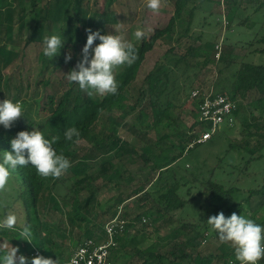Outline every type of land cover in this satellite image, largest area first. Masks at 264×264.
Wrapping results in <instances>:
<instances>
[{
    "label": "trees",
    "instance_id": "16d2710c",
    "mask_svg": "<svg viewBox=\"0 0 264 264\" xmlns=\"http://www.w3.org/2000/svg\"><path fill=\"white\" fill-rule=\"evenodd\" d=\"M39 1L28 0L32 13V30L24 43H43L44 33L51 25L59 23V35L65 43L53 71L65 63L66 53H71L72 56V59L65 63L67 73L75 67L81 59V55H77V47L84 46L87 40L86 29L99 30L103 35L106 34L108 25L117 23L113 10L95 22L97 11L89 7V0H41L43 3L40 4ZM96 1L94 0V3ZM115 1L103 2L105 7H109ZM236 1H227L222 14L228 32L233 29L234 22L243 26L250 18L238 17L239 5ZM13 2L0 0V86L4 84L3 70L22 52V49H18L22 40L14 32L13 20L18 14L17 25L22 27L23 8L19 0ZM205 2L218 3L217 0H174L173 13L168 23L162 28H155L152 33L145 35L144 39L133 43L138 54L136 62L130 67L121 66L114 70L119 84L116 95L97 94L88 97L79 89L78 84L70 83L66 76L62 80L54 77L52 82L50 78L42 81L53 89H62L59 95H55V92L46 95L45 107L48 115L36 126V130L41 131L46 139H51L52 136L60 137L54 148L57 154H63L70 160L71 167L66 172L67 177L62 175L58 179H45L39 177L31 165L18 166L11 170L5 191L0 192V220L9 211L18 217L16 229H0V239L12 247H18L17 255L29 258V264L31 258L37 255L36 251L54 260L59 257L61 264H67L71 253L84 240L103 241L106 238L104 221L112 218L118 207L133 196L142 200L153 196L152 208L161 218L160 223L170 227L175 224V227L172 226L169 233L153 244L145 248L132 246L127 253V242L133 239H127L126 231L131 225L128 221L123 231L116 235V245L110 248L108 260L111 264H199L236 260L234 249L227 244L221 243L218 253H202L199 247L202 240L207 238L209 226L206 221L195 219L187 209L192 202L203 200L210 207L212 215L222 211L228 217L236 212L237 215L254 219L250 210L244 208V204L255 194L264 196V177L261 186L247 190V195L240 198L242 202L237 199L240 189L236 182L251 160L261 157L264 148V119L258 120L254 117V111H251L253 126L260 140L255 143H251L249 138L242 140L243 149L247 154L244 165L232 180L223 183L213 176L222 157H218L207 176H204L201 170L195 172L191 168L188 169L186 164H181V159L197 146L209 144L210 139L218 141L223 136L228 137L232 126L223 125L206 141L207 143H192L198 136V132L192 129L196 125L206 129L209 123L198 120L196 114L195 121L187 127L177 113L179 106L172 101L171 95L174 92L176 94L178 90L187 89V98L195 103L202 100L204 95L225 94L236 103V115L241 108L238 97H247L254 90L258 96L248 103L264 110V19L257 22L258 26L256 25L254 32L250 33L252 38L246 45L240 46L244 49L240 59H234L229 53L235 44H229L232 46L231 50L221 51L216 58L214 55L218 36L210 38L203 33L192 31L195 13L202 9ZM263 8L264 0H258L254 11L258 12ZM178 22L184 23V30L176 38V45L169 46L154 62L145 74L143 83L136 88L134 100L130 102L127 92L133 87L145 54L153 48L158 39L171 34ZM183 38L186 40H182ZM99 42L95 41L94 46ZM249 54H257L259 61L246 60ZM39 60L41 67L48 64L43 50L39 52ZM208 64H212L214 75L210 87L205 89L206 86L196 84V80L200 70ZM196 87L199 88L200 94L193 99L190 97V91ZM22 103L25 104L23 101ZM116 108L131 117L126 129L145 141V145L140 148L141 152L136 145L118 134V125L111 116ZM16 125L10 129L0 125V162L4 151H11L10 140L15 138L18 132L31 131L34 127V123L25 113ZM70 127L78 128L79 141L84 140L89 145L81 157L76 154L75 143L64 138V131ZM190 144L192 145L189 146ZM234 146L237 145L229 142L223 156ZM134 157H139L143 164L148 166L151 177L127 193L118 194L112 204L105 207L97 204V182L108 183L121 178L128 171L127 160ZM149 187L153 193L149 191ZM83 192H87L85 197H82ZM51 210L65 213V219L50 223L45 214ZM122 215L128 219L125 212ZM142 216L137 214L132 221L141 222ZM255 222L264 226V219ZM25 223L32 226L33 243L17 238V230ZM55 236L60 237V240ZM165 245L170 246V249L161 253L158 248Z\"/></svg>",
    "mask_w": 264,
    "mask_h": 264
},
{
    "label": "rangeland",
    "instance_id": "374dc122",
    "mask_svg": "<svg viewBox=\"0 0 264 264\" xmlns=\"http://www.w3.org/2000/svg\"><path fill=\"white\" fill-rule=\"evenodd\" d=\"M13 2V0H11ZM20 5L23 8L21 14L23 15V25L20 27L17 25V15H15L13 22L14 32L21 38L22 43L18 48L19 51L22 49L20 55L3 70V86H0V102L4 99H10L13 102L19 101L22 104V111L25 113L31 121L34 123V129L37 125H40L45 117L48 115L45 102L47 101V94L55 92L59 95L62 88L56 90L51 86H46L42 83L43 80L50 78L51 82L55 79L62 80L67 74V65L64 63L58 70L53 68L57 64L59 56L48 58V64L45 67H41L39 60V52L43 50V43L30 42L25 44L24 40L29 37L32 30L30 7L28 6V0H19ZM45 1V0H43ZM39 1L38 3H43ZM104 0H89V7L92 10L97 11V17L95 22L99 21L106 13L113 10L116 13L117 23L108 25L106 28V34L113 33L119 34L124 39L133 44L138 40L135 38L134 33L137 29L143 30L145 35H149L155 28H162L167 23L173 13V2L174 0H161L160 8L158 11L153 12L147 7L148 0H116L111 6L105 7ZM258 0H237L236 3L239 5L238 17L249 16L243 26L236 25L233 23V29L227 31L225 28V22L222 18V9L214 2L202 4V9L196 11L193 21L192 31L196 33H203L204 36L210 38L215 35L218 36V44L221 51L229 52L232 48L229 44H235L232 52H229L234 59H240L244 49L243 45L249 41L251 32H254L257 22L264 19V8L258 12L254 11V6ZM17 2V0H16ZM14 3V2H13ZM17 5V3H16ZM17 9V8H16ZM204 9V10H203ZM226 21V20H225ZM60 24H53L44 33V36L59 35ZM184 30V23L178 22L175 30L171 34H167L164 38L158 39L153 48L145 54V58L138 70L136 80L133 87L130 88L127 94L130 96V102H132L136 96V88L143 83L145 74L151 69L154 62L160 58L163 52L171 45H176V38ZM182 40H186L183 38ZM82 45L77 47V55H81ZM68 52V51H67ZM68 53H66L67 55ZM250 55V54H249ZM215 56V55H214ZM216 57V56H215ZM217 58V57H216ZM254 60L258 62L257 54H251L246 60ZM77 62V60H75ZM236 67V66H235ZM214 75V69L212 64H208L205 68H202L198 74L196 84L200 86L210 87V82ZM57 91V92H56ZM258 96L256 91H251L247 97H238L241 108L236 113V121L229 131V135L223 136L218 141L209 140V144H203L197 146L191 150L187 155L181 159V164H186L188 169H192L195 172L201 170L204 176H207L208 171L216 164L218 157H222L219 161V166L214 171L213 176L216 180L226 183L232 180L234 176L239 173V169L243 167L244 161L247 158V154L243 149L244 144L242 140L249 138L251 143H255L260 140V136L255 132L256 128L253 126V114L258 120L264 119V110L255 108L254 104L248 102L255 99ZM172 101L179 106L177 113L182 117L187 127L191 126L196 119V104L187 98V89L177 91L171 95ZM25 102V104L22 103ZM251 111H254L251 114ZM111 116L116 120L118 125V134L130 141V143L136 145V148L141 152V146L145 145V141L139 139L138 136L131 134L127 129L126 125L130 123L131 117L124 115L122 110L115 109ZM18 122V121H17ZM14 123V127L16 123ZM17 126V125H16ZM250 126V127H249ZM17 128V127H16ZM31 129V131L33 130ZM200 125H196L192 131L198 132ZM229 142L235 143L237 146L223 156V152L228 148ZM207 143V142H206ZM153 148V146H150ZM89 145L84 140H80L79 143H75L76 154L81 157L86 153ZM127 172H125L121 178H116L111 182H97L99 190L97 192V204L105 205L112 204L113 199L118 194H125L127 191L132 190L135 186L144 183L146 179L151 177V173L147 165L143 164L139 157H134L126 162ZM68 173H65L63 177H67ZM264 177V148L261 151V157L251 160L247 167L239 175V179L236 182L238 186L239 194L237 199L245 197L248 189H253L261 186ZM61 190V188H60ZM149 191L151 187H149ZM153 193V191H152ZM87 192L82 193V197H85ZM152 198L140 199L138 196L128 198L121 204L122 212L128 215V220L131 223L127 229V247L125 250L127 253L130 252L132 246L145 248L153 244L157 239H160L163 235L169 233L170 226H164L160 223L161 218L155 214L152 208ZM241 200V199H240ZM59 201L62 200L59 198ZM242 202V200H241ZM245 203V202H244ZM244 208L250 210L253 214V220L261 222L264 219V196L262 194L253 195L248 203L244 204ZM65 212V209H63ZM195 219L203 222L206 221L210 214V207L206 205L203 200L192 202L187 209ZM148 217V221L144 224L140 222H133L132 220L136 215ZM47 218L50 223H57L61 219H65V213L51 210L46 212ZM107 219L104 221V223ZM260 224V223H259ZM262 225V223L260 224ZM209 226V225H208ZM207 238L202 240L199 249L204 255L218 253V247L221 242L218 239L217 234L208 227ZM56 237V236H55ZM60 240V237H56ZM1 244L11 245L4 240L0 239ZM164 244V242H162ZM170 249V246H160L158 250L164 253ZM261 264H264V259L260 260Z\"/></svg>",
    "mask_w": 264,
    "mask_h": 264
},
{
    "label": "clouds",
    "instance_id": "9594fccd",
    "mask_svg": "<svg viewBox=\"0 0 264 264\" xmlns=\"http://www.w3.org/2000/svg\"><path fill=\"white\" fill-rule=\"evenodd\" d=\"M161 0H148L147 7L153 12L159 10ZM87 40L82 48L81 59L71 69L66 77L70 83H76L79 89L88 97L94 95H116L119 84L115 78L114 70L121 66H132L138 59L137 50L133 44L127 42L119 34H101L99 30L91 28L85 30ZM137 40L145 38V32L137 29L134 33ZM99 40L98 44L94 42ZM43 55L50 60L60 55L64 46V39L60 35L44 36ZM72 59L71 53L65 56V63ZM23 117L22 104L10 99L0 102V125L10 129L15 122ZM67 141L79 143L80 131L76 127L64 131ZM75 138V140H74ZM59 136L46 139L44 134L33 128L32 131H20L10 140L11 151H4L0 162V192L5 191L9 182L11 170L19 167L33 166L41 178L58 179L71 167V162L63 154H57L54 145ZM18 217L9 211L0 220V229L14 230ZM210 226L222 244L234 249L235 259L240 264H258L264 259V226L253 219L233 212L226 217L221 211L207 219ZM17 238L33 243L34 234L32 226L25 223L17 230ZM18 247H8L0 244V264H29V258L17 255ZM40 253V252H39ZM30 264H61L60 258L51 259L40 253L32 257Z\"/></svg>",
    "mask_w": 264,
    "mask_h": 264
},
{
    "label": "built area",
    "instance_id": "2783aa9c",
    "mask_svg": "<svg viewBox=\"0 0 264 264\" xmlns=\"http://www.w3.org/2000/svg\"><path fill=\"white\" fill-rule=\"evenodd\" d=\"M217 5L224 11L225 3L230 0H217ZM223 13V12H222ZM223 21L225 17L222 16ZM224 23V24H225ZM215 56L218 57L220 48L218 44L215 45ZM200 90L198 87L190 91V97L195 99L199 96ZM198 120L209 123L206 129H198V136L193 142L204 143L208 141L212 135L217 133L223 125L233 126L235 118L236 103L225 94H215L214 96H203L202 100L195 102ZM190 144L189 146H191ZM121 205L118 207L116 214L108 219L103 226L106 238L97 242L94 239H86L81 242L71 253L67 260V264H111L108 260L110 248L116 245L115 237L121 233L125 224L129 221L123 217ZM147 221V217H141V224ZM35 254L40 253L38 251ZM199 264H240L239 261L229 259L224 262L208 263L202 262ZM258 264H261L260 261Z\"/></svg>",
    "mask_w": 264,
    "mask_h": 264
}]
</instances>
